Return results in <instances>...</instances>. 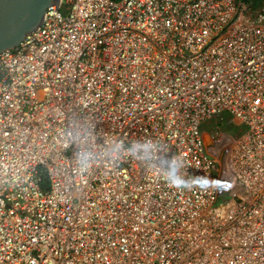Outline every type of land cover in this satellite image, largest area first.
Instances as JSON below:
<instances>
[{"label":"built area","instance_id":"built-area-1","mask_svg":"<svg viewBox=\"0 0 264 264\" xmlns=\"http://www.w3.org/2000/svg\"><path fill=\"white\" fill-rule=\"evenodd\" d=\"M253 1L60 0L0 53V264H264Z\"/></svg>","mask_w":264,"mask_h":264},{"label":"water","instance_id":"water-1","mask_svg":"<svg viewBox=\"0 0 264 264\" xmlns=\"http://www.w3.org/2000/svg\"><path fill=\"white\" fill-rule=\"evenodd\" d=\"M60 0H0V53L16 48Z\"/></svg>","mask_w":264,"mask_h":264},{"label":"rangeland","instance_id":"rangeland-1","mask_svg":"<svg viewBox=\"0 0 264 264\" xmlns=\"http://www.w3.org/2000/svg\"><path fill=\"white\" fill-rule=\"evenodd\" d=\"M253 2L254 5H259L260 2H264V0H254ZM220 117L222 118V121L220 122H218V120L212 119L202 123L200 132L205 142L211 140V137L217 131L234 137H238L244 132L241 126H237L230 121L232 117L229 114L224 113Z\"/></svg>","mask_w":264,"mask_h":264},{"label":"clouds","instance_id":"clouds-1","mask_svg":"<svg viewBox=\"0 0 264 264\" xmlns=\"http://www.w3.org/2000/svg\"><path fill=\"white\" fill-rule=\"evenodd\" d=\"M165 179L170 185L176 188H190L195 183L194 181H187L182 176L177 175L175 165H173V167L170 169Z\"/></svg>","mask_w":264,"mask_h":264}]
</instances>
